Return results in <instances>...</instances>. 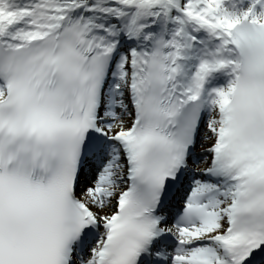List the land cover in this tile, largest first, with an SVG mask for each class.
I'll use <instances>...</instances> for the list:
<instances>
[{
    "label": "snow or ice",
    "instance_id": "obj_1",
    "mask_svg": "<svg viewBox=\"0 0 264 264\" xmlns=\"http://www.w3.org/2000/svg\"><path fill=\"white\" fill-rule=\"evenodd\" d=\"M0 264H264V0H0Z\"/></svg>",
    "mask_w": 264,
    "mask_h": 264
}]
</instances>
